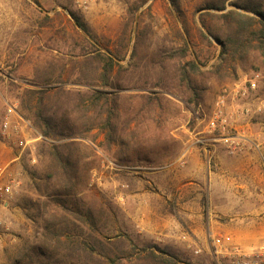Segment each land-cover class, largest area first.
<instances>
[{"label":"rangeland","instance_id":"obj_1","mask_svg":"<svg viewBox=\"0 0 264 264\" xmlns=\"http://www.w3.org/2000/svg\"><path fill=\"white\" fill-rule=\"evenodd\" d=\"M243 4L264 12V0H0V186H10L9 194L0 189V264H11L23 244H38L49 220L92 234L91 255L67 257L64 243L52 250V259L73 264L98 263L99 233L113 242L112 251L102 249L108 256L133 259L153 243L189 264H229L221 246L264 241V68L249 59L235 79H215L209 71L221 46L201 24L204 15L225 34L218 16L229 9L259 18ZM108 55L116 64L103 87ZM188 60L199 62L197 103L178 85ZM58 76L72 90L89 81L111 92L116 106L111 136L95 127L72 138L83 143L79 179L56 195L57 175L46 176L58 168L26 115L43 80ZM222 96L224 135L208 127ZM62 216L69 222L57 225Z\"/></svg>","mask_w":264,"mask_h":264},{"label":"trees","instance_id":"obj_2","mask_svg":"<svg viewBox=\"0 0 264 264\" xmlns=\"http://www.w3.org/2000/svg\"><path fill=\"white\" fill-rule=\"evenodd\" d=\"M235 4H238V2H235ZM241 7L245 10H251L259 15V18L236 9H229L218 16L229 29V32L225 34L214 31L206 22L204 15L201 16V24L205 27L206 33L213 36L221 46L216 63L209 71L215 79H235L242 63L249 59L264 68V12L259 4L251 6L243 4ZM223 8V5L217 7L218 10ZM204 13L209 12L206 11ZM70 16L85 35L93 37L90 28L81 20L78 14L71 11ZM115 64L116 62L111 55H108L104 72L101 74L103 87L111 86L109 81L110 74L108 73L114 70ZM199 71V62L197 60H188L179 68L178 85H181L182 88L191 93L185 99L188 103H197L200 98L201 89L194 84L192 78V75ZM51 81L55 86H50ZM66 82L60 76L49 81L43 80L42 84L44 86L38 90L40 96L37 97L34 105L29 106L30 111L26 115V118L31 120L32 125L42 136L43 144L41 149L45 150V153L50 157L51 166L58 168V170L52 168L56 171L54 170L46 176V178H52L55 177L54 174L57 175L55 185L59 187V190L55 193L56 195L71 191V188L76 185L79 179V160L81 155L78 156V154L81 153L83 143L81 140L72 138H85L87 133L95 127L105 130L106 137L111 136L115 130L113 117L115 115L116 100L109 96L112 95L111 92L94 88V84L89 81L86 88L72 90L64 86ZM162 87L163 89H168L165 86ZM115 93L118 94V92ZM52 97L57 99V104L54 107L47 104ZM95 111H97V116H104L100 120L101 124L96 122V118H93ZM62 139L68 140L59 143L55 142ZM73 153L77 154V159L75 160L72 158ZM79 214L81 215V213ZM80 215H77L75 219L83 217V215ZM90 215L91 213L87 211L84 218L86 222L91 220ZM54 218H56L55 215ZM66 222H69V218L62 216L57 225L59 223L65 224ZM55 225L49 220V224H45L43 231L40 232V237L36 238L39 242L38 244L28 245L25 243L16 249L12 257H7L11 264H73L65 260L57 261L51 258L52 250L63 243L67 257L72 255V251L79 252L80 250L85 254L91 255L96 250V246H91L88 241L89 237L92 239V234L88 233L89 237L82 236L84 231L81 229H79L80 232L74 233L76 225L70 229ZM90 230L92 231L93 229ZM94 239L103 247L102 249L108 248L112 251L110 244H113V242L107 236L99 233L94 236ZM102 249L98 252L100 254H97L99 256L97 264H189V262L180 260L169 250L153 243L144 244L139 248L134 258L129 260L123 252L116 253L112 257L105 254Z\"/></svg>","mask_w":264,"mask_h":264},{"label":"built area","instance_id":"obj_3","mask_svg":"<svg viewBox=\"0 0 264 264\" xmlns=\"http://www.w3.org/2000/svg\"><path fill=\"white\" fill-rule=\"evenodd\" d=\"M258 75L259 74H255V77H258ZM251 87H254V83L252 82ZM224 101L223 96L219 98L217 105L220 107H217L213 112L211 120L208 122L209 130H217L220 135H224L223 132L226 126V118L223 115L222 109ZM8 111H11V108H8ZM4 125L6 126L7 123ZM2 172L3 169L0 168V177L2 176ZM0 189L6 194L10 193L9 185L4 188L0 186ZM219 251L222 253V256L228 260L229 264H264V241L249 247H243L241 245L221 246Z\"/></svg>","mask_w":264,"mask_h":264},{"label":"water","instance_id":"obj_4","mask_svg":"<svg viewBox=\"0 0 264 264\" xmlns=\"http://www.w3.org/2000/svg\"><path fill=\"white\" fill-rule=\"evenodd\" d=\"M264 19V18H263Z\"/></svg>","mask_w":264,"mask_h":264}]
</instances>
